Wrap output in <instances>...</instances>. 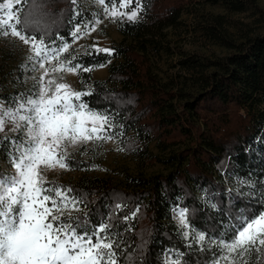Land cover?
<instances>
[{"label": "trees", "instance_id": "trees-1", "mask_svg": "<svg viewBox=\"0 0 264 264\" xmlns=\"http://www.w3.org/2000/svg\"><path fill=\"white\" fill-rule=\"evenodd\" d=\"M74 8L82 12L78 21L96 13L80 0L75 5L72 0H27L16 10L42 16L51 25V37L57 32L63 37L56 40L61 45L73 40L67 21ZM226 13L247 14L249 20ZM183 15L191 17L189 22ZM180 29L224 54L183 50L171 35ZM115 30L119 39L108 47L115 50L111 56L83 55L91 44L70 47L65 54L69 59L80 55L78 62L86 67L105 65L103 78H94L92 71L75 73L76 91L93 92L83 97L93 110L119 113L123 134L114 143L122 152L143 165L157 163L163 171L97 175L103 169L101 145L80 146L68 154V169L78 176L47 181L82 197L86 207L81 209L91 214L93 224L116 204L126 205L116 214L120 251L126 254L119 264H164L172 249L185 252L188 264H205L210 254L184 247L173 218L176 206L188 208L193 226L209 232H216L228 213L235 214L233 205L250 217L264 210L259 186L256 198L238 196L240 181L264 179V10L254 0H146L139 23L116 22ZM0 43V99L14 106L19 94L32 91L37 75L22 67L31 53L18 38L0 36ZM164 62L167 70L161 69ZM5 136L22 140L20 134L0 139ZM10 167L6 150L0 149V173L8 174ZM205 193L219 210L205 207Z\"/></svg>", "mask_w": 264, "mask_h": 264}, {"label": "snow or ice", "instance_id": "snow-or-ice-1", "mask_svg": "<svg viewBox=\"0 0 264 264\" xmlns=\"http://www.w3.org/2000/svg\"><path fill=\"white\" fill-rule=\"evenodd\" d=\"M25 3L27 0L0 3V36L18 38L27 45L31 54L22 67L41 73L34 78L32 91L19 94L13 107L6 108V102L0 99V131L6 123L13 124L12 131L17 134L25 130L22 140L7 136L0 139V149L6 150L14 168L11 175L0 173V264H119L126 254L120 251L121 225L116 214L126 205L116 204L108 217L93 224L91 214L81 209V205L86 207L82 197L45 178L50 169L70 167L68 145L92 143L98 147L123 134V124L116 122L119 113L93 110L83 99L92 91H76L57 79L61 72L88 73L105 65L86 67L78 62L80 55L67 58L71 46L66 41L56 44L57 39L63 40L59 32L53 39L51 25L42 16L16 10L17 5ZM72 3L75 5L77 0ZM93 3L100 5L104 18L113 23H139L146 9V0ZM92 15L87 22L78 21L82 12L73 9L67 23L73 26L70 35L74 41L90 35L103 23L97 13ZM100 53L111 56L115 50L93 45L83 55ZM240 184L239 197L256 198L259 186L264 199V179L242 180ZM201 199L206 208L220 209L207 193ZM233 208L235 214L228 213L227 219L219 222V229L209 232L193 226L188 208L176 206L173 214L184 247L210 254L205 264H264V211L250 217L244 210ZM138 212L139 208L132 218ZM169 256L164 264H188L183 251L169 250Z\"/></svg>", "mask_w": 264, "mask_h": 264}, {"label": "rangeland", "instance_id": "rangeland-1", "mask_svg": "<svg viewBox=\"0 0 264 264\" xmlns=\"http://www.w3.org/2000/svg\"><path fill=\"white\" fill-rule=\"evenodd\" d=\"M254 1L256 2L258 7L264 10V0H254ZM2 2L3 0H0V3ZM80 2L86 5L87 7L95 10L96 13L99 15L100 19L103 20V23L97 27L96 31L91 32L90 35H85L82 38L75 41L72 40L70 46L74 47L75 49H80L84 47L86 44H91V45H96L97 47L100 48H108L113 42H116L119 39V35L115 30V23L108 21L107 19L104 18L103 8L98 4H94L93 0H80ZM13 3L15 4V0H13ZM205 9L213 13H225L218 6H205ZM225 15H230V14L226 13ZM230 16L243 21L249 20L247 14H233V15L231 14ZM183 18L185 23L189 22V20L191 19L190 16H185V15H183ZM171 35L175 39L173 43L174 44L177 43L181 45L183 50L199 52L200 54L206 56H213V55L222 56V54H224V51L218 49L213 45L206 43L205 41L199 39L197 36L193 35L192 33L184 32L183 29L172 31ZM171 45L172 44H170V46ZM26 47L28 46L26 45ZM174 59L175 56H172L170 58V61L173 62ZM160 66L162 70L168 69L165 62L162 63ZM172 70L174 69H171V72ZM40 74H41L40 71L37 70L36 71L37 78L40 76ZM105 74H106L105 67L102 68L98 67L93 69L92 71V76L94 78H103ZM57 79L58 82L67 83L71 85L74 90H76L75 74L68 73L66 71L61 72L57 74ZM5 107L8 108L13 106L5 105ZM13 127H14L13 124L6 123L4 130L0 131V135L17 134L12 131ZM24 132L25 130L21 129L19 133L22 139H24ZM81 146L95 147L96 145L89 143L87 145H81ZM79 147L80 146L73 147L71 145H68L66 147V151L68 152V154L74 153ZM149 147L153 153L156 152L152 144ZM118 149L119 148L116 146L114 141L104 142L103 144H101V148L98 150V152H99V156H101L102 158L100 164L102 165L103 169L95 171L94 174L102 175V176L106 174L114 175L116 172L123 170L130 174L141 172L147 175V174H153L163 171L161 165L157 163L152 165H143L138 160L133 159L130 155L125 154L124 152ZM13 173H14V168L11 165L8 174L11 175ZM77 176H78L77 172L72 171L70 169H61L58 166L45 172L46 180L54 179L57 181H66V180L74 179ZM173 218L177 223L174 214H173Z\"/></svg>", "mask_w": 264, "mask_h": 264}]
</instances>
